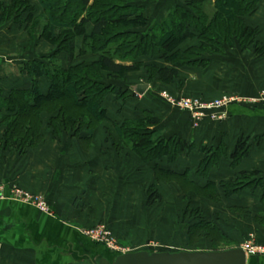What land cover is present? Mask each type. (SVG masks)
<instances>
[{"label": "crops", "instance_id": "0c3cea01", "mask_svg": "<svg viewBox=\"0 0 264 264\" xmlns=\"http://www.w3.org/2000/svg\"><path fill=\"white\" fill-rule=\"evenodd\" d=\"M186 1L145 0V15L150 23L160 20L170 7ZM32 4L35 7L33 16L39 15L40 5ZM26 17L27 14L21 16L22 23L0 22V94L3 97L13 89L30 88L31 78L22 65L55 50L43 55L36 52V55L33 49L27 57L25 55L30 50L20 51L21 54L17 52L18 46H26L18 37L24 33L28 38ZM244 21L257 29L255 39L264 44V0H259L255 11ZM90 31L91 25L88 24L86 33ZM36 41L39 40L36 38ZM196 42L197 39H188L180 47L184 49ZM62 57L61 65L66 68V53L59 54L58 58L62 60ZM97 58L93 56L92 61L85 63ZM209 60L206 67H180L176 80L158 83L167 87L180 85L186 91L207 97L236 87L243 96L257 95L264 90V53H259L254 46L245 49L238 45L226 47L224 54L211 55ZM138 61L142 65H166L159 57L143 56ZM135 73L139 71L128 72L126 78ZM103 81L127 91V96H106L103 106L107 120L102 121L91 135L85 127L80 128L78 134L61 130L54 135L48 126L51 115L43 113V140L37 146L27 148L23 154L0 146V264H73L75 256L83 253L96 257L100 253L110 255L104 245L82 233L98 224L107 226L121 243L134 241L139 242V246L147 245V241L153 243L175 238L174 242L181 243L180 250L198 251L197 248H189L188 231L199 220L215 223L228 239H233L228 231H223L218 218L209 213V199L192 191L185 194L173 180L156 178V169L187 172L200 186L207 181L213 182L220 202L230 210L252 213L258 221L253 230L258 241L264 243V104H252L243 99V102L225 109L224 119L211 121L205 118L195 124L189 112L170 106L159 91L153 89L148 77L129 82L112 79L106 72ZM137 84L148 85L145 93L133 91L132 86ZM38 85L43 93H47L50 83L47 78L40 77ZM144 111L159 119L162 136H177L192 144L193 148L182 152L172 162L167 157L143 161L122 141L115 125L128 118H142ZM3 133L4 128L0 127V139ZM240 143L246 145L248 153L234 165L232 154ZM219 146L224 150L219 164L210 170L207 179L197 177L202 158L209 154L210 149ZM243 171H258L262 184L225 196L220 183L239 177ZM14 187L41 195L52 214H44L21 201L12 192ZM198 199L205 202L195 208L187 207V211L186 207H180L182 201L188 206ZM186 215L188 218L184 221ZM202 240L200 238L195 245ZM246 264H264V254L247 256Z\"/></svg>", "mask_w": 264, "mask_h": 264}, {"label": "trees", "instance_id": "16d2710c", "mask_svg": "<svg viewBox=\"0 0 264 264\" xmlns=\"http://www.w3.org/2000/svg\"><path fill=\"white\" fill-rule=\"evenodd\" d=\"M37 1L41 7L37 16H33L35 7L31 0H11L9 5L0 2V22L22 23L21 16L27 14L25 21L31 22L29 27L26 25L28 34L32 36L39 26L41 37L56 46L51 54L22 65L31 78L30 88L13 89L6 97L0 94V127L4 128L0 146L20 154L43 140V113L51 115L48 126L54 135L61 130L78 134L82 127L91 135L107 120L103 106L106 96H127V91L105 83L104 73L123 81L128 72L142 66L138 61L140 57L163 60L164 66L149 63L144 67L149 78L171 83L178 78L180 67H206L210 63L209 56L224 54L226 47L238 45L245 49L253 45L259 53H264V44L255 39L257 29L244 21L255 11L259 0H187L170 7L162 19L151 23L145 15V0ZM88 24L91 31L86 33ZM188 39L199 42L182 49L181 44ZM61 53L67 55L66 68L58 58ZM88 53L98 55L97 60L72 63L74 58ZM40 77L50 83L47 93L40 90ZM159 124L158 118L144 111L142 118H128L115 127L122 141L143 161L167 157L172 162L179 154L193 148L177 136H162ZM247 153L246 145L240 143L232 154V163L237 164ZM223 155L220 146L210 149L199 163L197 177L207 179ZM156 178L173 180L184 192L189 189L209 199H220L213 182L200 186L187 172L156 169ZM261 184L258 171H243L239 177L221 182L220 187L225 196H230ZM204 192L205 195L201 194ZM203 231L228 240L215 223L199 220L189 227V243L198 240Z\"/></svg>", "mask_w": 264, "mask_h": 264}, {"label": "rangeland", "instance_id": "374dc122", "mask_svg": "<svg viewBox=\"0 0 264 264\" xmlns=\"http://www.w3.org/2000/svg\"><path fill=\"white\" fill-rule=\"evenodd\" d=\"M3 1L4 2L6 1L5 2L6 4L4 2H2L5 5H9L11 2V0H3ZM31 2H33L35 5H37V3H38L37 0H31ZM37 7L38 6H36V8ZM30 24H31V22H27L28 27L30 26ZM41 32H42V30L39 28V26H37L35 28V31L33 32L32 36L28 34V38L24 33L19 34L18 37L20 39L22 38L21 40L26 44V46H24V45L18 46L17 52H19L21 54L20 51L26 52V51L30 50V52L25 55V57H27L29 54L32 53L31 50L33 51V49H35V53L38 52L39 54L41 53L42 55L47 54L48 52L52 51V49L56 50V46L50 44L48 41H46L44 38L41 37ZM36 38H37V40H39L38 42L36 41ZM20 41H19V43H20ZM198 42L199 41L197 40L196 44ZM34 43H36L37 45H34ZM250 46H253V45H249L248 47H250ZM38 53H36V55ZM88 54H91V53H88ZM88 54L83 55L84 57H82V56L76 57V59L73 61V63L75 61H77V64L81 63V62L92 61L93 56H98L96 54H91V55H88ZM59 60H60V62L64 61V57H62V60L59 58ZM138 71H139V73L132 74L128 78H126L125 80H127V81L129 80V82H131V81L133 82L136 80H146L147 77L149 78V74H148L146 68L144 67V65H142L138 69ZM149 80L151 81L153 89L156 91H159L160 96H161L162 92H166V93H168V95L171 98H174V99H180L183 97H197V98H200L202 101H209V100H212L215 98H219L223 95H230L233 97H237L238 99H244L245 101H248L252 104H254V103L264 104V90H260L257 95H255V93H254L251 96H243L241 90L236 87L234 89L232 88V89H228L224 92H221L220 94H217L216 96L207 97L205 95L196 94V93H192L190 91H186V89L182 88L180 85H173L170 87L163 86V85L158 83L159 80L155 77L149 78ZM169 105L172 106L171 104H169ZM172 107H176V106H172ZM184 111H187V110H184ZM187 112H189V111H187ZM21 190H23V189H21ZM23 191H25V190H23ZM189 191H191V190L188 189V192ZM26 192H28V191H26ZM188 192H184V193L187 194ZM192 193L197 194L194 191H192ZM201 194L205 195V192L201 193ZM199 196H201V195H199ZM201 197H204V196H201ZM149 199H150V197H149ZM207 199H209V198H207ZM209 200H210V202H208L209 213H213L215 215V218L216 219L218 218L217 220L220 222V225H221L223 231H225V230L228 231L229 235L233 239L221 240L215 234L208 232V231H203L200 235V238H202L204 240H202L201 242L197 243V245H195V243L198 242V240L200 239L199 238L194 243H190V246H192V247L189 246V248H192V249L197 248V250H203V251H207V250L208 251H219V250H225V249H230V248H235V247L243 248L245 246H250V247L255 246V247L264 248V243H261L260 241H258V238L256 235L257 233H256V231L253 230L254 228H256V224L258 223V221L256 220L255 217H253L251 212H249L247 210H245V211L244 210H230L229 207L226 206L224 202H220V199L214 200V198H212ZM179 202H181V201H179ZM202 202L204 203L205 201H202ZM202 202H200V200L198 199V200H196V202L191 201L190 203H188V206H186L187 203L182 201V206H180V207H182V208H183V206H184V208L186 207L185 209L187 211V209H188L187 207L195 208L196 205H198V204L202 205L203 204ZM214 202H218V203H214ZM182 208H180V210ZM176 217H177V215H176ZM178 217L180 219V216H178ZM187 218H188V216L186 215V217H184V221H186ZM174 219H175L174 222L177 223L178 220H177V218H175V216H174ZM180 223H182V221ZM98 225H101V224H98ZM98 225L91 226V227L86 228L84 230L94 228ZM174 241H175V238H172V240H170V241H169V239H167V241L159 240V241H154L153 243L147 241V243H146L147 245L139 246L140 245L139 242L130 241V242L121 243L117 239V245L119 246V251H123V252L137 251V250H142V249L154 250V251H178V250H180L181 246H179V245H181V243L180 242L177 243ZM144 243H145V241H144ZM249 256H251V255H249Z\"/></svg>", "mask_w": 264, "mask_h": 264}, {"label": "built area", "instance_id": "2783aa9c", "mask_svg": "<svg viewBox=\"0 0 264 264\" xmlns=\"http://www.w3.org/2000/svg\"><path fill=\"white\" fill-rule=\"evenodd\" d=\"M161 96L167 101V103L171 104L172 106H176L175 108L189 111L195 124L199 123L205 118H209L211 121H220L225 118V109L228 106L243 102V99H238L237 97L230 95H223L219 98L209 101H202L197 97H183L180 99H174L171 98L166 92H162ZM1 190L2 186H0V197ZM12 192L14 195L19 197L21 201L33 205L42 213L47 215L52 214L50 206L41 195L23 191L18 187H14ZM82 233L91 240L101 243L111 252H123L119 251L117 238L104 224L84 230ZM242 249L245 251L247 256L264 254V248L260 247L245 246Z\"/></svg>", "mask_w": 264, "mask_h": 264}, {"label": "water", "instance_id": "95a60500", "mask_svg": "<svg viewBox=\"0 0 264 264\" xmlns=\"http://www.w3.org/2000/svg\"><path fill=\"white\" fill-rule=\"evenodd\" d=\"M147 84H137L132 89L137 94L147 90ZM73 264H246L247 256L241 247L219 251H154L137 250L100 253L98 257L82 254Z\"/></svg>", "mask_w": 264, "mask_h": 264}, {"label": "bare ground", "instance_id": "6f19581e", "mask_svg": "<svg viewBox=\"0 0 264 264\" xmlns=\"http://www.w3.org/2000/svg\"><path fill=\"white\" fill-rule=\"evenodd\" d=\"M247 256V255H246Z\"/></svg>", "mask_w": 264, "mask_h": 264}]
</instances>
